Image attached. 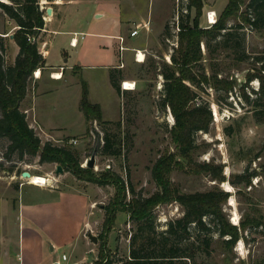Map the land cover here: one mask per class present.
<instances>
[{"label":"rangeland","instance_id":"obj_1","mask_svg":"<svg viewBox=\"0 0 264 264\" xmlns=\"http://www.w3.org/2000/svg\"><path fill=\"white\" fill-rule=\"evenodd\" d=\"M50 1L52 0H45L42 4L41 0H37L39 10L50 7ZM191 1L199 4V8L194 5L187 8ZM191 1L74 0L73 5L66 7L61 29L64 32L69 31L70 34L52 36L45 49L49 53L46 64L53 68L41 70L39 79L34 78V72H40V69L32 72L31 82L19 109L25 113L29 126L34 113L45 125L56 127L54 140L33 128L41 144L50 141L54 145L70 148L77 153L79 166L95 152L92 176L103 179V174L109 172L112 179L117 176L123 184L120 187L110 181L100 185L77 180L68 172L55 175L56 165L39 164L37 156L19 160L15 154H11L7 159L5 153L8 143L4 138H0V260L8 254L14 256L18 234L21 239L18 199L25 193L38 198L47 196L43 189L25 183L17 190L19 184L24 181L20 177L22 171L49 178L51 187L82 191L91 200L81 233L75 235L73 226L66 223L63 227L65 231L60 230L57 224L50 234H45L50 240L45 245L42 264L54 260L61 261V255L66 257L65 264H101L106 260H111L112 264H122L128 256L130 238L138 234L137 226L128 220L126 212L125 204L130 197L126 184H130L135 194L141 197L156 192L150 169L158 158L168 154H172L174 159L166 178L170 185L176 186L180 192L214 188L228 192L229 198L223 205V211L231 224L238 225L240 217L252 209H256L264 217V115L256 114L257 110H264V106L254 109L238 96V86L246 81L247 76L255 74L260 65L256 63V58L264 57V30L254 32L245 28L241 31L243 39L236 56L244 54L245 59L242 62L235 60L230 50L215 47L214 42H211L210 54L204 43L200 44L201 66L193 68L192 71L209 75L213 67L219 76L226 77L235 87L227 99L207 86L201 91L193 88L199 94L197 101L203 100L207 103L212 119L207 133L197 132L194 135L196 148L187 158L177 153V145L171 138L170 129L174 123L171 113L168 109L160 108V93L164 81L161 72L165 66L173 68L170 56H177V22L181 18L188 19L191 26L195 19L200 29H207L218 19L227 2ZM0 2L10 3L8 0ZM112 9L114 13L111 15L108 14L105 18L96 17L97 14ZM43 15L46 17L45 11ZM115 15L119 23L120 37L123 38L122 45L126 48L120 51L117 46L114 47L123 78L119 86L120 90L125 92L121 97L109 87L110 69L98 67L102 63L101 57L108 54L106 47H102L107 45L108 40L91 35L117 33V24L113 20ZM208 15L211 16L210 19L213 18L212 23ZM234 23L229 21L228 25ZM16 28L0 10V58L4 67L12 64L17 54L16 45L8 37ZM135 28L137 35L130 37L129 32ZM165 30L167 33H164ZM79 31L86 33L87 41L82 46L80 42L75 48L69 47L68 42L73 32L78 34ZM41 33L40 31L37 36V50L42 54L44 36ZM76 37L79 39L78 35ZM135 50L143 54L142 62L136 61ZM64 53L69 63H72L74 58L80 61L81 56L78 55L81 53L88 60H93L94 66L84 71H78L79 68L76 71L73 66L65 69L61 64ZM60 67H63L61 72ZM53 72L63 74L62 79L51 80L53 78L50 74ZM84 79H88L90 83V101L102 104L104 113L101 114V119L107 124L99 125L96 121L85 123L81 112L77 110L80 84ZM124 81L132 84L131 90L122 88ZM246 84L244 90L249 98L253 99V91L257 90L258 81L252 79ZM33 93L35 96L32 105ZM258 116L262 119L258 120ZM116 122L120 123L118 128ZM104 132L114 134L119 140V156H103L98 153ZM71 140L76 143L71 144ZM192 163H209L220 168L223 181H213L209 175L197 172ZM245 169L248 172H257V176L251 179V185L238 188L231 186L233 176ZM108 210L107 218L111 217V222L109 227H105ZM152 214L155 230L159 232L165 229L168 221L179 218L182 209L175 202H164L158 203ZM89 236L96 238V242L89 240ZM143 236H146L145 233L138 234L134 247L144 242ZM70 240L75 245L70 247L71 249L66 246ZM49 243L55 246L52 252ZM232 255L229 262L225 254L214 246V253L208 264H264V233L247 234V241L240 239L232 248ZM14 258L18 259L16 256Z\"/></svg>","mask_w":264,"mask_h":264},{"label":"trees","instance_id":"obj_2","mask_svg":"<svg viewBox=\"0 0 264 264\" xmlns=\"http://www.w3.org/2000/svg\"><path fill=\"white\" fill-rule=\"evenodd\" d=\"M8 1L9 4L0 2V10L17 27L11 38L17 47V54L13 63L5 67L0 58V138L8 143L5 158L9 159L11 154H15L19 160L37 156L39 164L59 165L63 172H68L77 180L100 185L110 181L122 187L123 182L117 176L112 179L109 172L103 174V179L93 177L91 168L79 166L77 153L70 148L54 145L50 141L41 144L33 128L29 127L25 113L19 108L26 96L32 72L45 68V60L37 50V36L44 27L43 11L39 10L37 0ZM193 5L196 8L200 6L191 1L187 8ZM229 21L235 23L228 25ZM245 28L254 32L264 30V0H227L218 19L207 29H200L195 19L191 26L188 19L181 18L177 22V56H170L174 67L165 66L161 72L164 81L159 105L161 109H168L173 117L170 135L177 145V153L182 157L187 158L194 151V135L197 132L207 133L212 119L207 103L197 101L199 94L193 88L201 91L207 86L227 99L235 87L226 77L219 76L213 67L209 75L192 71L201 66L200 44L204 43L210 54L211 42H214L215 47L230 50L234 59L242 62L244 54H236L243 39L241 31ZM256 63L260 64L256 73L247 76L246 81L238 86L239 98L254 109L264 106V57L256 58ZM108 78L115 93L119 97L123 96L125 92L119 86L122 80L121 70L111 68ZM252 79L258 81V88L253 91L255 97L250 99L244 88ZM78 109L85 123L96 121L99 125L107 124L101 119L99 105L88 100L84 80L80 84ZM256 114L264 115V110H257ZM261 119L258 116V120ZM115 125L118 128L120 123L116 122ZM98 153L103 156H119L121 147L117 137L104 132ZM173 159L174 156L168 154L153 163L150 176L157 188L153 194L141 197L135 194L130 184H126L130 194L125 204L128 220L137 226L139 235L145 233L146 236H143L144 242L136 247L134 245L138 234L130 238L128 256L122 264H208L214 253V246L230 262L232 248L240 239L246 242L247 234L264 233V217L256 209H252L240 217L238 225L231 224L223 211V205L229 198L228 192L219 188L180 192L166 178L171 171ZM192 165L197 172L209 175L211 180L223 181L220 168L209 163ZM256 176L255 170L248 172L245 169L233 176L230 184L236 188L248 187L251 179ZM164 202L177 203L182 209V215L168 221L164 230L156 232L152 212L158 203ZM108 213L109 210L106 211L105 227H109L111 222V217L107 218ZM101 264H112V261L106 260Z\"/></svg>","mask_w":264,"mask_h":264},{"label":"crops","instance_id":"obj_3","mask_svg":"<svg viewBox=\"0 0 264 264\" xmlns=\"http://www.w3.org/2000/svg\"><path fill=\"white\" fill-rule=\"evenodd\" d=\"M44 1L45 0H41V3L43 4ZM49 3L51 5L49 7L51 9V14L47 15L48 18L44 20L45 22L44 27L41 30L42 32L41 34L44 36L42 41V45L44 44V48L42 49V54L40 53L45 60V68L43 70L45 69L50 70V68H53L51 65L46 64V58L49 53L45 49L46 46L48 47L49 41L51 40L52 36L57 34H64V33L70 34L69 31L68 32L62 31L61 25L64 22V11L66 7L73 5L75 2L74 0H52ZM112 13H114L113 9L109 12H103L102 14H97L96 17L105 18L108 14L111 15ZM104 14L106 15L104 16ZM113 20L117 24V28H118L117 33L112 35L91 34L94 38H100V39L106 38L108 40L106 42L107 44L106 46L102 45V47L103 46L106 47V51L108 52V54L106 56L101 57L102 63L101 65H98V67H103L105 70L111 68H119L118 67L119 64H117L118 59L115 57L114 47L117 46V48L119 49V45L121 44L119 43L118 40V38L120 37V28L116 15ZM79 32L84 34V37L82 39L80 37L79 39L77 38V44L75 47H77L80 42L82 46L83 43L87 41L86 33H84L83 31H79ZM125 49L126 48H124V50ZM63 55L64 58L61 64L65 66V69H70L73 66L74 68H76V71L77 68H79L78 71H84L94 66V64L92 63L93 60L92 61L88 60V58L84 54L82 55L80 53L78 56H81V60L76 61V59L74 58L72 63H69V59L65 53ZM59 65L60 64H58V66ZM35 73H36V78H38L39 75H41V70L40 72L39 70H37ZM62 77L63 74L62 75L60 74V78H54L51 80L59 81L60 79H62ZM85 82L87 84V89H88V100L90 101V83L88 79L85 80ZM34 96L35 94L33 93L32 105L34 101ZM79 98H78V102H79ZM90 103L99 105L102 114L104 113L103 106L101 103L95 101L94 102L90 101ZM76 106H77L76 107L77 110H79L78 103L76 104ZM29 127L37 129L39 132H42L49 139L54 140V133L56 127H53L52 125H48V124L45 125V122L42 121V119L41 120L38 119L36 115H34V113L32 115V123H30ZM48 132H50V134ZM47 175L49 174H46V176ZM48 182L51 183L50 179L48 180ZM23 183H25L26 185L43 189L44 191H46L47 196L45 198H38L37 196L29 195L25 193L24 195H21L20 199H18V210H19V215L21 216V239L19 238V234H18L14 248V252L16 250L14 256L18 257V259H15L13 255L8 254L0 260V264H42V256L44 255V248L46 243L50 240L49 239L50 237L48 235L46 236L45 234H50L55 229L54 225L57 224L60 226L59 228L60 230L65 231L63 227L66 225V223H69L74 228L73 229L74 234L78 235L82 231V227L86 222L85 220L90 209L91 200L89 199L88 195L82 191H76V190L70 191L57 187L54 188L51 187L50 185L37 186L36 184L30 183L29 180L28 182L25 181L21 182L17 190H19L20 186ZM24 232L26 233V238H24ZM49 245H50V252H52L55 246L53 243H49ZM66 246H68L69 248L75 247L74 242L71 240L68 242ZM55 262H57V260L49 261L47 264H54Z\"/></svg>","mask_w":264,"mask_h":264},{"label":"built area","instance_id":"obj_4","mask_svg":"<svg viewBox=\"0 0 264 264\" xmlns=\"http://www.w3.org/2000/svg\"><path fill=\"white\" fill-rule=\"evenodd\" d=\"M45 8H43V13H44V10ZM45 15H46V13H45ZM209 16V15H208ZM42 18H43V20H45L46 18H48V16L46 15V17L43 15L42 16ZM210 23H212V22H210ZM79 36L81 39L84 37V34H82V33H78V34H76V33H74L72 36H71V38L69 39V46L70 47H75L76 46V44H77V37L76 36ZM137 35V28H135V29H133L132 31H130V33H129V36L130 37H134V36H136ZM33 40V39H32ZM118 40H119V43H121L120 45H119V49L118 50H124V47L122 46V42H123V40H122V38H118ZM44 45V44H43ZM139 52V50H135V59H137V53ZM63 69V67H60V72H61V70ZM50 76H51V78H53V75H52V73L50 74ZM34 78H36V73L34 72ZM54 79V78H53ZM124 86H123V83H122V88H123ZM124 89V88H123ZM76 142H75V140H71V144H75ZM86 161L87 160H84L83 162H82V164H80V167H82V168H86V166H85V164H86ZM95 167V166H94ZM93 167V168H94ZM21 177V176H20ZM21 179L23 180L24 179V181L25 182H28V179L27 178H22L21 177ZM44 179H45V182L44 183H42V185H37V186H47V185H50L51 186V183L49 184V182H48V178H45L44 177ZM65 261H66V257H65V255H61V261H57V262H55L54 264H65Z\"/></svg>","mask_w":264,"mask_h":264},{"label":"water","instance_id":"obj_5","mask_svg":"<svg viewBox=\"0 0 264 264\" xmlns=\"http://www.w3.org/2000/svg\"><path fill=\"white\" fill-rule=\"evenodd\" d=\"M45 13L46 15H50L51 14V9L48 7L45 9ZM10 39L12 38V35L8 36ZM94 163H95V152L88 158V160L86 161L85 166L87 168H93L94 167ZM63 170L61 169V167L59 165L55 166V175H59L62 174ZM20 176L22 178H29L30 174L27 171H22ZM89 240H91L92 242H96V238H94L93 236H89Z\"/></svg>","mask_w":264,"mask_h":264},{"label":"bare ground","instance_id":"obj_6","mask_svg":"<svg viewBox=\"0 0 264 264\" xmlns=\"http://www.w3.org/2000/svg\"><path fill=\"white\" fill-rule=\"evenodd\" d=\"M209 19L211 18V16H208ZM213 19V18H212ZM212 19L211 22L213 21ZM138 62H142L143 61V54L141 52L137 53V59ZM38 74V72H37ZM60 74L59 72H53V78H60ZM123 88L127 89V90H131L132 89V84H130L129 82H123ZM29 180L30 183L32 184H37V185H42V183L45 182V179L36 175H31L29 178H27Z\"/></svg>","mask_w":264,"mask_h":264}]
</instances>
